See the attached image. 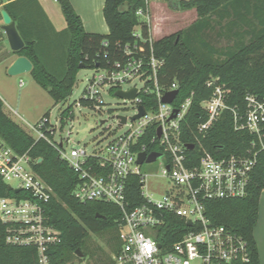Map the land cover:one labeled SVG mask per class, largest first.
<instances>
[{
	"label": "trees",
	"instance_id": "16d2710c",
	"mask_svg": "<svg viewBox=\"0 0 264 264\" xmlns=\"http://www.w3.org/2000/svg\"><path fill=\"white\" fill-rule=\"evenodd\" d=\"M5 1L0 0V5L3 4L2 8L16 21L26 43L16 54L27 56L33 62L32 77L56 103L65 102L71 96L81 65L109 67L115 61L127 58V46L135 48V45H142L146 53L150 51V44L134 35L135 26L142 24L143 38L150 36L151 26L136 13L139 8L147 10L149 0H105L103 13L109 26L107 34L86 31L71 0H57L69 36L65 71L58 77L40 57L39 44L44 29L38 23L33 6L27 7L22 3L27 0L17 5L15 1ZM33 1L41 11L40 3ZM167 1L176 10L195 9L198 16L189 28L153 41L155 54L165 60L159 73L160 86L168 87L174 81L179 83L175 105L194 92L193 103L182 125V139L188 143L194 142L196 146L187 151L188 155L197 161L202 149L217 157L245 153L255 135L247 128L236 129L230 110H225L204 136L199 135V141L195 137V129L199 122L207 118L202 101L212 94L213 88L207 85L210 79L218 78L217 83L228 90L229 106L237 107L242 112L246 109L247 94L264 98V0ZM11 7H14V13ZM213 31H216V40L222 38L226 44L219 45L218 41L210 40L209 33ZM141 99L146 108L155 105L153 94H141ZM80 102L89 104L83 97ZM70 112L71 105L62 111L61 117L64 119ZM44 118H49V113ZM49 136L53 137V134L49 133ZM0 138L15 152L28 153L32 159H37L33 163L34 170L53 189L52 198L46 205V215L49 222L61 230L62 240L50 248L51 264H76L73 259L86 254L84 239L89 231L112 226L118 228L120 208L101 200L79 201L74 195L79 176L60 157L54 145L45 139H37L14 121L4 111L2 99ZM263 191L264 148L259 151L246 196L205 201V214L212 223L225 225L247 239L252 264H260L254 229L259 219V201ZM3 196L27 197L28 192L23 189L17 192L0 177V197ZM127 197L132 205L141 200L137 177L129 179ZM168 221L161 237L163 243L177 240V229L186 225L185 220L177 216L170 217ZM7 227L0 219V264H40L34 245L7 243ZM119 243L117 240L115 250Z\"/></svg>",
	"mask_w": 264,
	"mask_h": 264
},
{
	"label": "built area",
	"instance_id": "2783aa9c",
	"mask_svg": "<svg viewBox=\"0 0 264 264\" xmlns=\"http://www.w3.org/2000/svg\"><path fill=\"white\" fill-rule=\"evenodd\" d=\"M136 13L151 26L147 39L142 36V24L134 28V35L150 44L149 53L142 45L127 46V58L109 67L94 68L96 73L88 80L82 97L88 105L101 110L106 103V91H117L123 84L138 80L142 86L135 84L127 89H138L137 97L131 100L135 103V114L143 106L141 94H153L155 105L144 106L145 114L138 119L131 118L130 128L115 135L100 152H89L86 147L65 149L63 142L58 143L54 136H49L57 130L49 118L37 124L39 135L36 138L54 145L60 157L79 176L74 189L79 201L101 200L120 208L117 220L120 243L111 255L110 264H252L247 239L225 225L212 223L205 214V201L247 195L259 151L264 148V98L247 94L246 109L242 112L229 106L228 90L217 83L218 78L210 79L207 85L213 88L212 94L202 101L207 118L197 124L196 139L199 141V135L204 136L225 110L231 111L236 129L247 128L255 139L245 153L217 157L202 149L195 161L187 153L188 142L182 139V125L193 103L194 92L179 105H175L179 92L173 102L163 101L166 93L179 91V83L160 86L159 73L165 60L154 51L156 39L152 34L150 6L147 10L139 8ZM175 109L178 111L173 117ZM68 115L73 116V113ZM127 124L128 118L124 124L120 120V125ZM152 152L160 153L154 161L165 158L161 172L170 181L160 196L147 191L149 173L142 169L145 163L154 161L139 163L140 153ZM36 160L28 153L15 152L0 138V177L15 190L28 192L27 197H0V219L8 226L7 243L34 245L39 263L51 264L50 248L61 242L62 232L46 215L53 189L34 170ZM131 177H137L140 184L141 200L134 205L127 197ZM172 216L183 218L186 225L177 229V240L163 243L161 237Z\"/></svg>",
	"mask_w": 264,
	"mask_h": 264
},
{
	"label": "rangeland",
	"instance_id": "374dc122",
	"mask_svg": "<svg viewBox=\"0 0 264 264\" xmlns=\"http://www.w3.org/2000/svg\"><path fill=\"white\" fill-rule=\"evenodd\" d=\"M55 5L63 17L61 7L57 0H49ZM29 7L33 6L38 14L39 8L35 7L33 0L22 2ZM149 6L155 14V39H160L166 35L177 33L189 28L197 19L195 9L176 10L169 6L167 0H149ZM17 8V6H15ZM14 13V7L10 8ZM150 13L152 15V12ZM0 17H3L2 10ZM41 27H46L42 15L38 16ZM46 25V26H45ZM0 99L4 102V111L28 133L38 137L39 132L36 129L37 124L49 113V122L56 125L54 140L58 143L63 142L65 149L72 147H86L89 152H100L114 138L115 135L125 132L132 124L131 117L136 112L135 103L116 95V90L106 91L104 98L106 103L102 109H96L90 105L82 104L80 98L88 84V80L96 73L94 68L83 67L77 74L76 84L71 96L65 101L56 103L49 92L41 87L27 72L20 75H10L5 69L4 56L8 55L10 44L5 31L0 25ZM216 31L209 33V38L213 42L218 41L219 45L226 44L222 38L217 39ZM44 38V40H43ZM42 38L43 46L52 50L62 49L68 46L69 36L59 35L56 37L48 28L47 35ZM3 47V48H2ZM4 48L7 50L4 51ZM58 77L62 72L55 73ZM135 84L142 86L141 82L135 80L132 83L122 85V90H127ZM71 105L73 116L68 115L61 121V113ZM128 118L127 125H120L118 116ZM102 120H105L103 123ZM163 162L165 158L159 159L152 163H145L142 166L143 171L149 173L147 177V191L155 196H160L169 186L170 181L162 175ZM259 208L264 210V191L260 197ZM254 234L257 239V248L259 252L260 264H264V221H258ZM119 241V229L112 226L100 231H89L84 239V250L86 254L83 257H75L73 261L76 264H101L111 262V255L115 252V246Z\"/></svg>",
	"mask_w": 264,
	"mask_h": 264
},
{
	"label": "crops",
	"instance_id": "0c3cea01",
	"mask_svg": "<svg viewBox=\"0 0 264 264\" xmlns=\"http://www.w3.org/2000/svg\"><path fill=\"white\" fill-rule=\"evenodd\" d=\"M10 1H15L16 5L19 4L18 2L22 0H6L4 3H9ZM40 3L41 11H38V16L42 15L46 27H42L44 29V34L47 35L48 28L51 32L56 36L59 37L60 34L62 36H66V20L64 16L62 17L59 13L57 7L52 5L49 0H37ZM75 10L81 16L84 27L88 32H95V33H103L107 34L109 32V26L105 20L103 8L105 4V0H71ZM3 4L0 5V11L3 10ZM151 10V7H150ZM41 12V14H40ZM43 12V13H42ZM152 12V20H153V31L152 34H155V14ZM63 14V13H62ZM37 12L35 13V16ZM4 23L3 17H0V25L2 26ZM40 24V22L38 21ZM17 24V23H16ZM2 35L0 34V40ZM3 48V47H2ZM7 48H4V51ZM39 54L42 61L46 64V66L52 70L53 72L57 73L58 71L62 74L65 71V62H66V42L65 45L62 46L61 50L57 49H49L46 46H43V42L39 44ZM19 55L16 53H12L11 49H8V55L4 56L5 62V69L8 73V67L15 61V59ZM30 73V72H29ZM31 74V73H30ZM258 221H264V210L259 208V219ZM254 238L257 243V239L254 234Z\"/></svg>",
	"mask_w": 264,
	"mask_h": 264
},
{
	"label": "water",
	"instance_id": "95a60500",
	"mask_svg": "<svg viewBox=\"0 0 264 264\" xmlns=\"http://www.w3.org/2000/svg\"><path fill=\"white\" fill-rule=\"evenodd\" d=\"M3 15V25L2 28L5 31L9 44L10 49L12 52L17 53L20 50H22L25 47V40L23 39L21 33L19 32L17 28L16 21L13 20L12 16L9 14V12L5 9L2 10ZM84 65H81V68H83ZM33 69V62L24 55H19L15 61L8 67V74L10 75H20L23 73L31 72ZM178 90H174L171 92H168L163 97V101L167 103H171L174 101L176 95L178 94ZM116 95L125 99L134 100L138 95V89L136 87L130 89V90H122L119 89L116 91ZM177 109H175V112L173 114V117L176 116ZM145 114V108L144 106L139 107V113L132 116V119H138L141 116ZM118 118L121 120V123L124 124L127 121L126 116H118ZM104 123L105 120H102ZM187 147L192 149L194 148L193 143H188ZM160 156L159 152H152L151 154L147 155V153H140L139 154V163H143L145 160L147 161H154ZM18 192L19 189H16ZM189 224H191V220H188ZM80 256H83L82 252H79Z\"/></svg>",
	"mask_w": 264,
	"mask_h": 264
}]
</instances>
